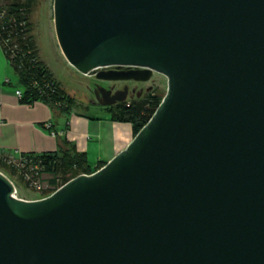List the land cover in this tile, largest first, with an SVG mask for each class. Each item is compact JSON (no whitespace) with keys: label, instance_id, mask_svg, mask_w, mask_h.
I'll list each match as a JSON object with an SVG mask.
<instances>
[{"label":"water","instance_id":"obj_1","mask_svg":"<svg viewBox=\"0 0 264 264\" xmlns=\"http://www.w3.org/2000/svg\"><path fill=\"white\" fill-rule=\"evenodd\" d=\"M53 23L81 75L167 89L125 149L47 197L0 172V264H264V0H53Z\"/></svg>","mask_w":264,"mask_h":264},{"label":"trees","instance_id":"obj_2","mask_svg":"<svg viewBox=\"0 0 264 264\" xmlns=\"http://www.w3.org/2000/svg\"><path fill=\"white\" fill-rule=\"evenodd\" d=\"M1 1L9 2V5H0V48L17 78L22 93L20 102L32 104L39 101L47 104L54 112L68 114L74 100L53 80L51 73L39 60L34 44L28 36L27 14L36 0ZM162 98L148 94L128 105L107 108L106 111L112 120L130 123L134 137L148 122ZM59 145L58 152L23 154L11 162L9 158L0 156V172L10 181L17 174L23 182V175L29 172L30 168L40 177L48 175L49 189L43 192L41 198H44L78 175H90L105 165L100 163L92 168L86 154L72 151L64 141H60Z\"/></svg>","mask_w":264,"mask_h":264},{"label":"crops","instance_id":"obj_3","mask_svg":"<svg viewBox=\"0 0 264 264\" xmlns=\"http://www.w3.org/2000/svg\"><path fill=\"white\" fill-rule=\"evenodd\" d=\"M9 69L0 48V156L16 160L23 154L54 153L64 141L72 151L86 154L89 165L95 168L110 161L132 140V125L112 120L104 107L99 106L105 115L97 110L72 112V108L68 114H59L43 102L21 103L15 95L20 89L17 78L12 83Z\"/></svg>","mask_w":264,"mask_h":264},{"label":"rangeland","instance_id":"obj_4","mask_svg":"<svg viewBox=\"0 0 264 264\" xmlns=\"http://www.w3.org/2000/svg\"><path fill=\"white\" fill-rule=\"evenodd\" d=\"M0 5L6 6L9 5V2L1 1ZM27 21L29 24L28 36L34 44L39 60L51 73L53 80L74 100L71 111H89V113H96L97 110L98 113L105 115V111L102 110V112L99 105H97L92 90L97 89L95 85L97 86L99 84L100 87H106L109 84L98 82L94 77L81 75L66 62L55 36L53 0H36L27 14ZM8 72L10 73L9 78L12 83L15 82L16 76L11 69H9ZM115 85L116 87L120 86L119 84ZM147 85L152 88L150 92L152 95L163 97L166 93V79L161 75L154 74ZM92 101H94L95 104H92ZM103 109L106 110L107 107ZM10 161L16 160L10 159ZM41 178V189L33 190L15 174L11 182L14 184L16 197L22 200L40 199L43 192L49 189L48 181L50 177L48 175H43Z\"/></svg>","mask_w":264,"mask_h":264},{"label":"flooded vegetation","instance_id":"obj_5","mask_svg":"<svg viewBox=\"0 0 264 264\" xmlns=\"http://www.w3.org/2000/svg\"><path fill=\"white\" fill-rule=\"evenodd\" d=\"M96 81L108 83L109 85H107L106 87H103V86L100 87V85L98 84L97 86L95 85V88L99 87V88H103L107 91H111V95L116 93V92L126 91V99L123 102H117L113 106H110L107 108H115V107L120 106L122 104L128 105L134 100L145 98L152 91V88L149 85H147L148 81L147 82L132 81V80L131 81H116V82H106V81H99V80H96ZM115 84H119L120 86L116 87ZM94 90H92V94L95 97V91L96 90L95 91ZM99 93H100V91H99ZM118 95L120 96L122 94L118 93ZM91 103L95 104L94 101H92Z\"/></svg>","mask_w":264,"mask_h":264},{"label":"built area","instance_id":"obj_6","mask_svg":"<svg viewBox=\"0 0 264 264\" xmlns=\"http://www.w3.org/2000/svg\"><path fill=\"white\" fill-rule=\"evenodd\" d=\"M6 83H9L8 79L5 80ZM15 95L21 99L22 98V93L17 90L15 91ZM47 128H50V126L48 125ZM50 135L52 137L56 136L55 132H51ZM11 162V161H10ZM24 181L26 183V185L33 190H40L41 189V177L39 176V174L37 172H35V170L33 168L29 169V172H25V174L23 175Z\"/></svg>","mask_w":264,"mask_h":264}]
</instances>
